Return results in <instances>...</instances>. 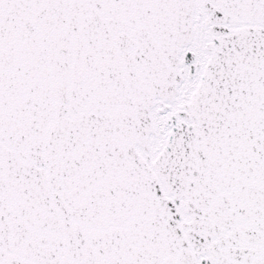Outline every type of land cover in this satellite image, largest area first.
I'll list each match as a JSON object with an SVG mask.
<instances>
[{
	"label": "snow or ice",
	"instance_id": "1",
	"mask_svg": "<svg viewBox=\"0 0 264 264\" xmlns=\"http://www.w3.org/2000/svg\"><path fill=\"white\" fill-rule=\"evenodd\" d=\"M0 264H264V0H0Z\"/></svg>",
	"mask_w": 264,
	"mask_h": 264
}]
</instances>
